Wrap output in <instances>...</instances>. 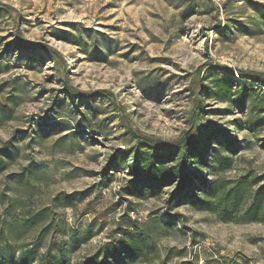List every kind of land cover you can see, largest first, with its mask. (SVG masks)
<instances>
[{"label": "rangeland", "instance_id": "rangeland-1", "mask_svg": "<svg viewBox=\"0 0 264 264\" xmlns=\"http://www.w3.org/2000/svg\"><path fill=\"white\" fill-rule=\"evenodd\" d=\"M0 4V253L35 247L47 226L44 243L68 264L98 263L131 242L136 255L123 264H264V223L242 221L244 204L228 221L208 201L169 202L172 185L129 191L134 160L121 154L143 139L180 142L195 121L239 141L221 176H264V124L233 96L202 95L198 108L193 93L212 72L240 84L251 81L236 70L264 72V26L232 25L256 16L247 0Z\"/></svg>", "mask_w": 264, "mask_h": 264}, {"label": "trees", "instance_id": "trees-1", "mask_svg": "<svg viewBox=\"0 0 264 264\" xmlns=\"http://www.w3.org/2000/svg\"><path fill=\"white\" fill-rule=\"evenodd\" d=\"M247 6L255 11L256 16L252 17L250 23L242 20H234L233 26L237 30L245 34H253L264 26V4L262 2L247 0ZM4 5L0 4V10L4 9ZM219 29H230L231 25L221 27ZM223 31V30H222ZM16 48L23 49V45L16 43ZM213 66L212 63L207 64ZM223 69L224 72H233L230 68L223 65H215ZM238 79H248L251 84L241 83L231 78L219 76L212 72L208 75L209 83L204 84L203 78L199 77L197 89L193 93L198 95L197 107L200 108V97L208 95L209 97L231 99L240 107L246 106L248 110L255 114L256 128L264 124V72H247L243 69L236 70ZM254 83V84H253ZM232 86L236 87L235 96L231 95ZM79 92L70 90L69 96L74 101L75 96ZM7 108L6 111H8ZM261 116V118L257 116ZM195 119V114L192 115V122ZM190 131L185 132L181 137L180 142L171 144H156L148 139H143L133 148L126 149L121 154L128 156L132 154L134 163L130 166L132 180L130 188L134 192L135 189L142 186L148 189L158 191L161 187L172 185L171 196L168 199L172 202L176 198H181L185 202L194 204L204 201L214 207L221 208V214L224 219L231 221L233 213L237 212L239 203L245 205L242 212V221H257L264 223V176H255L252 173H246L234 180L225 178L221 174L229 171L232 165V155L238 151L237 138L231 135V132L219 126H197L194 125ZM195 134L193 135V131ZM134 132V131H133ZM15 137H13L14 139ZM212 139V144L209 143ZM9 148L4 146L1 151L7 153ZM223 151L228 154H222ZM4 160L0 159V171L4 168ZM210 171L212 177H205V172ZM175 186V187H174ZM195 191L199 192L197 196ZM72 194L69 197H73ZM211 199H216L214 202ZM40 217V216H39ZM38 219V218H36ZM39 223L42 220H37ZM47 226L40 227L38 241L33 248H21L17 255L11 247H5L0 253V257L9 262V264H68L61 250L52 254L51 250L44 243L43 236L47 233ZM46 248L43 254H38L37 250ZM137 247L135 243L127 244L120 249L108 247L103 253L102 260L97 263L95 257L87 264H105L108 260L112 264H123L127 257L132 259ZM133 252V253H132Z\"/></svg>", "mask_w": 264, "mask_h": 264}, {"label": "built area", "instance_id": "built-area-1", "mask_svg": "<svg viewBox=\"0 0 264 264\" xmlns=\"http://www.w3.org/2000/svg\"><path fill=\"white\" fill-rule=\"evenodd\" d=\"M235 73H236V76H237V72L235 71Z\"/></svg>", "mask_w": 264, "mask_h": 264}]
</instances>
